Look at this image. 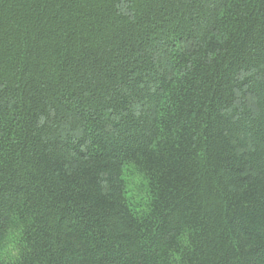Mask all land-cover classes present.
<instances>
[{
  "label": "trees",
  "instance_id": "trees-1",
  "mask_svg": "<svg viewBox=\"0 0 264 264\" xmlns=\"http://www.w3.org/2000/svg\"><path fill=\"white\" fill-rule=\"evenodd\" d=\"M0 264H264V0H0Z\"/></svg>",
  "mask_w": 264,
  "mask_h": 264
},
{
  "label": "rangeland",
  "instance_id": "rangeland-1",
  "mask_svg": "<svg viewBox=\"0 0 264 264\" xmlns=\"http://www.w3.org/2000/svg\"><path fill=\"white\" fill-rule=\"evenodd\" d=\"M129 179V180H128ZM127 182H129V196H131L132 198L134 199H137V198H141V196L139 195H142L143 193V190L141 189L142 187H139V184H138V177L137 176H132L131 178H128Z\"/></svg>",
  "mask_w": 264,
  "mask_h": 264
}]
</instances>
